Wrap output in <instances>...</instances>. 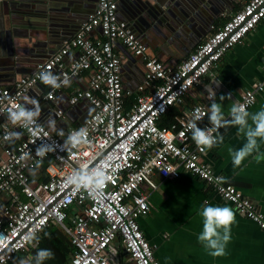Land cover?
Returning a JSON list of instances; mask_svg holds the SVG:
<instances>
[{
    "label": "built area",
    "instance_id": "2783aa9c",
    "mask_svg": "<svg viewBox=\"0 0 264 264\" xmlns=\"http://www.w3.org/2000/svg\"><path fill=\"white\" fill-rule=\"evenodd\" d=\"M118 8V0H97L74 36L65 40L52 56L38 62L32 74L20 77L11 86L0 84V190L7 195L0 217V264H7L29 249V233L36 231L41 236L51 224L69 236L74 249L63 264H113L108 250L117 239L134 264H161L155 256L157 245L148 240L139 223V218L150 211L145 188L158 187L155 176L167 180L191 173L244 216H264L235 184L227 179L216 182L224 176L205 159L207 150L201 152L197 148L186 127L197 107L207 112L208 102H212L209 93H216L218 88L216 78L205 102L188 106L186 97L264 19V0H248L222 26L213 25L204 41L175 67L147 54V43L119 16ZM119 45L144 60L145 72L136 95L125 86ZM43 69L61 78L66 75L70 81L89 72L87 87L76 88L69 101L75 105L88 100L93 110L85 121L67 130L54 133L39 119L37 124L42 131L33 135L25 128L15 127L22 136L14 142L5 141V132L14 130L1 122L3 116L23 103V97L40 82L38 73ZM263 90L264 81L255 82L241 92L237 104L248 110ZM55 94L52 89L45 97L53 100ZM175 107L178 113L173 121L160 125L163 115ZM63 113L60 109L56 116ZM198 126L211 127L207 115ZM80 128L86 129L88 142L69 152L64 139ZM42 142L53 144L55 151L49 152L37 168L35 161L40 158L35 150ZM24 153H30L31 159L21 160ZM85 163L90 169L102 167L108 177L102 189L91 195L65 183L66 176Z\"/></svg>",
    "mask_w": 264,
    "mask_h": 264
},
{
    "label": "crops",
    "instance_id": "0c3cea01",
    "mask_svg": "<svg viewBox=\"0 0 264 264\" xmlns=\"http://www.w3.org/2000/svg\"><path fill=\"white\" fill-rule=\"evenodd\" d=\"M4 1L1 0L0 3ZM77 1L80 2L78 7L81 11L71 12L67 3L64 11L57 10L52 15H48L45 20L39 19L35 23L45 26L48 35L53 38L61 34L66 35L74 30V26L80 24L88 10L95 8L97 0L88 3L85 0ZM133 1L140 7L141 0ZM142 1L147 2V0ZM150 1H155L160 5L157 0ZM247 1L238 0L234 5L233 2L236 1L233 0H167L159 6V9L166 15L159 21L158 27L149 33L143 31H137V33L143 36L142 38L147 43L149 56L157 57L165 64L175 67L199 43L204 41L211 33L213 25L222 26L229 16L241 9ZM30 2L31 0H19L18 3L11 1L8 10L6 6L2 5L0 8L2 17L0 28H4V32L6 31L8 34L11 33V30L14 31V26H16L24 38L30 36V31L24 26L22 20L11 23L7 19L13 12L12 7ZM71 2L75 3L76 0H71ZM58 6L60 4L55 5L54 2L53 8ZM118 11L119 16L126 19L128 13L131 14L134 9L127 5L121 8L119 4ZM145 13L147 12L145 11ZM186 14L193 17V20L177 26L166 25L180 23L177 20L185 18ZM98 35L103 38L100 32ZM5 40L6 36H4ZM1 43L2 39L0 40ZM47 47L55 49L57 46ZM32 49L33 47L27 48L28 51L19 53L17 66L26 70V74L22 76L31 74L30 70L35 66L28 59L31 58ZM117 52L123 62L125 86L136 95V88L142 82L145 72L144 60L133 55L122 45L118 46ZM72 57V55L69 56L67 60L70 61ZM47 58H42L39 61ZM263 63L264 19L260 21L255 30L243 39L242 43L237 44L226 53L217 67L212 68L202 78L201 82L192 88L186 97L187 105L205 102L206 94L210 91L212 82L216 78L215 82L218 87L215 93L216 102L222 104L225 118L230 119L229 109L232 104H237L240 100L241 92L251 88L255 82L264 81ZM17 66L12 64L7 68L0 67V84L11 86L20 78L21 74L16 73L15 70ZM18 67L17 71L20 72ZM88 77L89 72H82L79 76L71 79L70 86L64 88H52L39 82L25 96L35 97L39 101L41 122L46 124L49 116L55 119L56 131L54 133L59 130H67L69 127L77 126L85 121L93 110V106L88 100H81L75 105H71L69 101L76 88L87 87ZM52 89L56 91V94L55 99L49 100L51 101L50 104L46 102L48 99L45 96ZM221 95L225 96L223 101L219 99ZM211 103L208 102V108ZM29 107L31 106L29 105ZM261 108H264V90L258 94L256 104L250 107L248 111L255 113ZM60 109L64 110V113L58 117L56 112ZM175 109L177 110L178 107ZM1 122L7 123L12 130L15 129L6 118H2ZM249 123H251L250 120ZM220 133L224 136V142L214 146L211 150H207L205 159L213 165L218 173H221L228 181L235 184L244 195L249 197L264 214V141L259 142V153L247 157L239 168H234L230 153L242 147L246 138L237 131L236 126H226L220 129ZM256 156L260 157L259 162H257ZM154 180L158 185L156 189L151 190L147 186L145 188L149 193L150 211L147 215L139 218V223L148 240L157 245L155 256L161 264H264V231L254 220L241 214L232 203L222 198L210 185L188 172H184L178 179L162 180L155 176ZM6 203L7 195L0 190V217H2V206ZM206 204L229 206L236 213V222L231 226V240L227 244L226 254L220 257L209 255L197 239L203 227V218L200 213ZM70 217H72V211L69 213ZM45 232L51 234V239L45 237ZM40 237L38 247L30 245L27 251L16 255L7 264H18L21 258L33 257L38 248H49L54 252L52 244L62 243H66L68 246L66 255L61 256L54 252L55 258L45 261L44 264L56 263L59 260L64 263L69 261L74 249L69 236L60 227L51 224L43 230ZM108 254L113 264H134L119 239L111 244Z\"/></svg>",
    "mask_w": 264,
    "mask_h": 264
},
{
    "label": "clouds",
    "instance_id": "9594fccd",
    "mask_svg": "<svg viewBox=\"0 0 264 264\" xmlns=\"http://www.w3.org/2000/svg\"><path fill=\"white\" fill-rule=\"evenodd\" d=\"M38 79L46 86L52 88H60L61 86H70V78L54 74L48 69H43L38 73ZM209 99L212 101L207 112L197 107L191 117L188 119L186 127L191 132V138L201 152L211 150L214 146L224 142V136L220 133V129L226 126H236L237 131L244 135L246 142L237 150L230 153L232 165L234 168H239L243 161L260 151V141H264V108L250 113L246 106L241 104H232L229 109L230 119L225 118V113L221 103L216 102L215 93H209ZM221 101L225 96L221 95ZM29 105L31 107H29ZM208 116L210 128H201L198 122L203 119V116ZM41 116V107L39 101L35 97H23V103L17 104L10 108L7 112V120L13 127H22L27 129L33 135L43 129L37 124ZM249 120L251 123H249ZM46 125L50 131H56V121L52 116L46 121ZM184 133H181L183 135ZM60 135H64L63 132ZM21 133L18 131H6L3 139L8 142H14L19 139ZM87 131L80 128L68 133L64 139V147L71 152L72 149L78 148L82 144H86ZM36 156L40 159L35 161L38 168L43 158L52 151H55L53 144L42 142L36 147ZM21 160L31 159L30 153H24ZM257 162L260 157L256 156ZM108 177L102 167L89 168L88 164H82L78 169H74L65 178V183L74 186L76 191L84 189L91 195L93 191L102 189ZM217 183L226 182V178L218 177ZM203 218L202 231L198 234V241L208 251V254L213 257H220L226 254V247L231 240V226L236 222V213L229 206L209 205L206 204L201 211ZM252 219L256 220L264 227V216L253 215ZM45 237L51 239V234L45 232ZM41 237L36 231L29 233L26 237V243L37 246ZM55 258V253L49 248H38L35 255L30 258H21L18 264H44L47 260Z\"/></svg>",
    "mask_w": 264,
    "mask_h": 264
},
{
    "label": "water",
    "instance_id": "95a60500",
    "mask_svg": "<svg viewBox=\"0 0 264 264\" xmlns=\"http://www.w3.org/2000/svg\"><path fill=\"white\" fill-rule=\"evenodd\" d=\"M11 1L18 3L19 0H5L3 3H0V8L2 5H4L8 10ZM53 1L55 2V5L60 4V6H58L57 8H53L54 7ZM85 1L87 3L92 1L95 2V0H85ZM118 1H119L118 4H120L121 8L122 6L127 5L130 6L132 9H134V11H132L131 14L128 13V17L126 18V20L136 31H140V32L143 31L144 33H149L151 30H154L158 27V24H160L159 21L162 20L164 15H166L165 12L159 9V6L163 5L167 0H157L160 3V5L155 1L151 2L150 0H147V2L146 1L144 2L141 0L140 7L133 0H118ZM233 1H236L233 2V4L235 5L238 0H233ZM67 3L71 8L70 9L71 12H77L78 10L81 11V9L78 7V3L80 2L77 0L75 3H72L71 0H31L30 3H27L25 5H18L17 7H12L13 12L12 14L9 15L7 19L11 23H15L16 20H22L24 26L27 27V29L30 31V36L24 38L23 35L20 34V29L17 28L16 26H14V31L11 30V33L8 34L6 33V31L4 32V28H0V33H1L0 40L2 39V43L0 44V67L7 68L12 64L13 66H17L19 53H22V51H28L27 48L33 47L31 52V58L30 57L28 58L32 63L35 64L34 68L30 70L31 71L30 73L32 74L35 71V67L37 63L40 62L39 61L40 59L52 56L57 51V49L62 46L64 40L73 37L76 31L81 27L82 23L87 19L88 15L94 10V7L93 9L88 10L87 14L84 16L80 24L74 26L73 28L74 30L68 32L66 35L61 34L58 35V37L53 38L51 35H48V33L44 28L45 26H40L39 24L35 23V21L39 19L45 20L48 15H52L57 10L60 12L64 11L65 7H67ZM145 11L147 13H145ZM138 14L140 15L138 16ZM0 19H2L1 14H0ZM168 20L171 21L169 18ZM191 20H193V17L186 14L185 18L177 20L180 23H172V24L170 23L166 25L170 27L171 25L177 26L180 24L188 23ZM4 36H6L5 41H4ZM55 45L57 46L55 49L54 48L49 49V47H47V46H55ZM170 59L172 60L173 58ZM17 67L15 68V70L16 73L21 74L20 77L26 74V70L21 69L19 67L18 69L21 71L18 72ZM46 102L51 104V101H49V99ZM3 118L7 119V115H4Z\"/></svg>",
    "mask_w": 264,
    "mask_h": 264
},
{
    "label": "trees",
    "instance_id": "16d2710c",
    "mask_svg": "<svg viewBox=\"0 0 264 264\" xmlns=\"http://www.w3.org/2000/svg\"><path fill=\"white\" fill-rule=\"evenodd\" d=\"M218 27V26H217ZM134 99V96L132 95V96H130L129 98H128V101H132ZM178 113V111L175 109V108H173L168 114H165V115H163V117L161 118V120H160V125H167L168 123H170L171 121H173V119H174V117H175V115ZM70 239V238H69ZM71 242V241H70ZM52 247H53V249H54V252L55 253H59L61 256H64V255H66V251L68 250V246H67V244L66 243H62V244H55V245H53L52 244ZM60 256V257H61ZM62 258V257H61ZM60 258V259H61ZM64 262H62L61 260H59V261H57L56 263H51V264H63Z\"/></svg>",
    "mask_w": 264,
    "mask_h": 264
}]
</instances>
